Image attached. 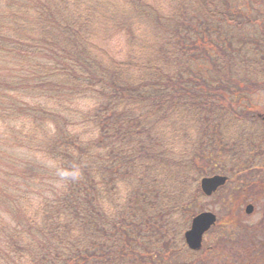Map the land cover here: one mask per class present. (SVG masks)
<instances>
[{"label":"trees","instance_id":"1","mask_svg":"<svg viewBox=\"0 0 264 264\" xmlns=\"http://www.w3.org/2000/svg\"><path fill=\"white\" fill-rule=\"evenodd\" d=\"M214 175L230 212L193 252ZM246 204L264 0H0V264H264Z\"/></svg>","mask_w":264,"mask_h":264},{"label":"water","instance_id":"2","mask_svg":"<svg viewBox=\"0 0 264 264\" xmlns=\"http://www.w3.org/2000/svg\"><path fill=\"white\" fill-rule=\"evenodd\" d=\"M228 181L224 176H213L202 179L201 190L205 196L211 197L218 189L225 186ZM254 211V206L248 205L246 213L251 215ZM217 216L210 212H202L197 215L193 221L190 230L185 234V239L188 247L192 251H199L202 249L204 235L216 224Z\"/></svg>","mask_w":264,"mask_h":264},{"label":"rangeland","instance_id":"3","mask_svg":"<svg viewBox=\"0 0 264 264\" xmlns=\"http://www.w3.org/2000/svg\"><path fill=\"white\" fill-rule=\"evenodd\" d=\"M117 44L115 43L114 44V47H116ZM223 195H221L220 193L210 197V200L208 199L207 201L204 202V209L205 211H211L213 213H215L218 218H223L224 216H226L227 214H229L230 210L226 207H224V205L221 203V200L223 199ZM247 205L249 204H246V205H243L242 207V214L245 216V219L244 221L246 220L245 225L249 227V229L251 230L253 227H255L258 222H262V217H263V214H264V209L263 210H259L258 207H256V213L254 216H248L246 213H245V209L247 207ZM254 205V204H253ZM261 211V212H260ZM253 226V227H252ZM256 229H259L260 226H257L255 227ZM254 228V229H255ZM261 231H262V227H261ZM214 232V231H213ZM210 234L206 236L205 240H204V251H206L205 249L207 247L210 246ZM201 258H208V253H203L201 256ZM199 257V258H200ZM219 261H216L215 263L213 264H220V262L218 263ZM212 262L208 261L207 264H210Z\"/></svg>","mask_w":264,"mask_h":264},{"label":"flooded vegetation","instance_id":"4","mask_svg":"<svg viewBox=\"0 0 264 264\" xmlns=\"http://www.w3.org/2000/svg\"><path fill=\"white\" fill-rule=\"evenodd\" d=\"M261 212V211H260ZM245 213H246V210H245ZM255 213H256V206H254V211H253V213L251 214L252 216H254L255 215ZM250 215V216H251ZM263 216H264V214H263ZM260 222H258V224H259ZM258 224L256 225V226H258Z\"/></svg>","mask_w":264,"mask_h":264}]
</instances>
